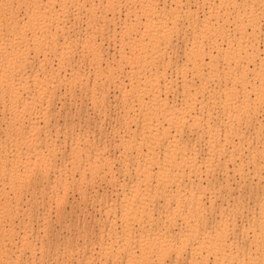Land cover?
<instances>
[{
    "label": "bare ground",
    "instance_id": "obj_1",
    "mask_svg": "<svg viewBox=\"0 0 264 264\" xmlns=\"http://www.w3.org/2000/svg\"><path fill=\"white\" fill-rule=\"evenodd\" d=\"M0 264H264V0H0Z\"/></svg>",
    "mask_w": 264,
    "mask_h": 264
}]
</instances>
